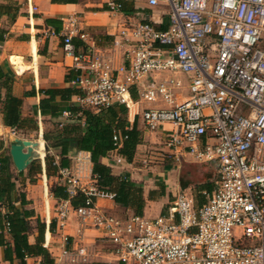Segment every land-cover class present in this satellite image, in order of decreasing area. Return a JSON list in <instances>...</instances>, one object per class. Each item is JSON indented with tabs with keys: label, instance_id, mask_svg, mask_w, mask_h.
Returning a JSON list of instances; mask_svg holds the SVG:
<instances>
[{
	"label": "built area",
	"instance_id": "2783aa9c",
	"mask_svg": "<svg viewBox=\"0 0 264 264\" xmlns=\"http://www.w3.org/2000/svg\"><path fill=\"white\" fill-rule=\"evenodd\" d=\"M77 1L125 13L119 0ZM161 1L170 7L167 30L127 22L108 50L79 52L73 39L87 36L79 33L78 17L67 16L63 49L80 72L73 84L82 91V108H130V88L143 85V100L166 104L143 111L146 125L156 131L172 124L167 147L188 148L200 163H215V190L202 206L182 191L168 216L123 219L97 204L114 195L101 191L93 176L85 182L64 168L58 184L70 198L57 200V224L64 229L73 215L99 231L123 264H264V0H147L152 7ZM180 73L190 76L183 101ZM78 193L86 203L75 208L70 199ZM62 258L86 263L90 253L85 246L64 248Z\"/></svg>",
	"mask_w": 264,
	"mask_h": 264
},
{
	"label": "crops",
	"instance_id": "0c3cea01",
	"mask_svg": "<svg viewBox=\"0 0 264 264\" xmlns=\"http://www.w3.org/2000/svg\"><path fill=\"white\" fill-rule=\"evenodd\" d=\"M119 1L124 5L123 14L108 12L100 5L77 1L0 0V141L4 144L0 155L10 156L11 142L15 138L38 144L35 148L37 155L23 172L16 169L11 156L10 170L16 192L25 194L28 201L26 209L33 212L28 242L36 244L42 237V245L50 253L54 264H123L112 254L111 246L103 241L99 231L82 227L73 215L64 229L58 226L55 211L57 200L50 189L58 184L59 175L47 177L45 158L52 155L58 161L60 149L49 148L44 139L45 133L62 127L56 126L59 122L67 124L80 116L70 112L71 107H81L79 97L82 91L73 84L80 72L74 69L72 57L63 49V18L77 16L79 33L87 36L81 39L75 35L73 42L79 52L89 47L108 50L114 36L127 22H148L158 30L168 29L170 7L166 2L161 1L158 6L152 7L147 0ZM121 62L122 53L117 52L116 64ZM178 76L183 82L178 98L183 101L190 95V76L183 73ZM154 78L160 80V76L149 77L145 85L151 84ZM142 87L130 88L132 104L128 108V127L136 126L141 133V142L136 147L133 159L128 161L114 151L101 158V162L111 168L114 176H126L142 188L145 200L142 216L154 219L168 216L182 191L191 192L196 204L198 195H205L208 200L211 195L209 190L213 192L216 187L218 168L215 163H209L204 168V164L188 148L175 150L167 147L166 138L175 129L172 124H165L156 131L149 129L142 118L143 111L166 107V104L143 100L140 95ZM52 90L65 92L64 95L55 94L53 104L57 105V110L64 105L62 95L68 99L65 103L67 109L59 117H53V111L46 115L41 112L40 103L42 99L50 97L46 91ZM8 97L20 102L19 119L14 127L5 123V102ZM206 141L207 138H203L202 145ZM69 156L71 162L67 168L83 181H90L93 176L90 153L73 151ZM37 163L41 164V171L30 177L29 168ZM190 166L203 173L201 180L191 178L195 172ZM97 204L119 218L125 219L135 214L130 208L116 205L114 199L99 198ZM1 210L4 212L3 208ZM38 222L45 225L43 236L39 233ZM6 239L13 246L9 235H6ZM80 246L87 247L90 253L86 263H71L69 258L57 259L64 248L74 250ZM12 257V260L6 258L5 247L0 245V264H42L43 260L42 257H31L23 262L15 255Z\"/></svg>",
	"mask_w": 264,
	"mask_h": 264
},
{
	"label": "trees",
	"instance_id": "16d2710c",
	"mask_svg": "<svg viewBox=\"0 0 264 264\" xmlns=\"http://www.w3.org/2000/svg\"><path fill=\"white\" fill-rule=\"evenodd\" d=\"M55 3H64L77 0H53ZM78 2V1H77ZM122 4L123 2L120 1ZM124 8V5H123ZM74 40V39H73ZM63 91H46L50 95L47 99H42L40 108L42 114L53 111V117H59L66 110L68 99L63 97L64 105L57 110V105L53 104L55 94ZM18 99L8 97L5 102V123L14 127L19 119ZM54 107V108H53ZM58 111V112H57ZM72 115H80L67 124L59 122L53 132L45 133L44 139L51 149H60V159L57 161L52 155L45 158L47 177H56L61 169L70 166V153L73 151L88 152L91 155L93 164L92 174L97 187L107 193L114 195L116 205L134 210V215L142 216L145 208V200L142 188L132 182L126 176H114L109 166L101 162V158L108 156L111 152L117 153L131 161L134 157L136 147L141 142V133L136 126L128 127V108L123 104H113L108 108L96 112L82 107H71ZM117 137V141L115 140ZM4 144L0 141V151ZM11 158L8 155H0V202L4 212L0 209V245L5 247L6 258L12 260L15 255L23 262L26 258L42 257V264H54L47 249L42 245L43 238L40 237L36 244L28 242V234L31 231L30 218L33 215L31 210L26 209L28 201L23 192H16L15 184L12 182ZM41 171V164L37 163L29 168L30 177ZM33 179V178H32ZM34 181V180H32ZM50 192L56 200L70 198L65 186L55 184ZM209 193L212 194L211 190ZM72 205L76 208L86 203L83 194L78 193L71 199ZM197 206H202L207 202L205 195H198ZM45 225L38 222L39 233L43 236ZM7 230V232H6ZM9 235L10 241L6 239ZM105 264V263H93Z\"/></svg>",
	"mask_w": 264,
	"mask_h": 264
},
{
	"label": "water",
	"instance_id": "95a60500",
	"mask_svg": "<svg viewBox=\"0 0 264 264\" xmlns=\"http://www.w3.org/2000/svg\"><path fill=\"white\" fill-rule=\"evenodd\" d=\"M37 147V143L17 138L11 142L10 156L19 172H23L32 163L37 155L35 152V148Z\"/></svg>",
	"mask_w": 264,
	"mask_h": 264
},
{
	"label": "rangeland",
	"instance_id": "374dc122",
	"mask_svg": "<svg viewBox=\"0 0 264 264\" xmlns=\"http://www.w3.org/2000/svg\"><path fill=\"white\" fill-rule=\"evenodd\" d=\"M190 167H192V166H190ZM203 167L205 168V167H208V166H207V164H204ZM192 169H193V171L195 172V174H192V177H191V178H193L195 181H196V180H198V181L201 180L202 177H203V173L199 172L195 166H193ZM196 200H197V199H196ZM145 217H146V216H145Z\"/></svg>",
	"mask_w": 264,
	"mask_h": 264
}]
</instances>
